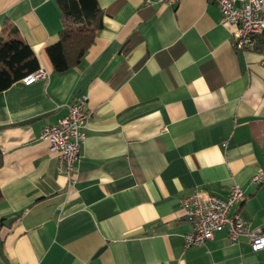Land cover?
<instances>
[{
  "label": "crops",
  "instance_id": "crops-1",
  "mask_svg": "<svg viewBox=\"0 0 264 264\" xmlns=\"http://www.w3.org/2000/svg\"><path fill=\"white\" fill-rule=\"evenodd\" d=\"M98 0L104 12L82 64L57 72L47 47L58 0H0L45 76L0 92V264H264L227 228L185 247L182 199L226 198L264 230V68L233 45L212 0ZM88 96L90 121L73 176L40 135ZM3 221V223L1 222Z\"/></svg>",
  "mask_w": 264,
  "mask_h": 264
},
{
  "label": "built area",
  "instance_id": "built-area-1",
  "mask_svg": "<svg viewBox=\"0 0 264 264\" xmlns=\"http://www.w3.org/2000/svg\"><path fill=\"white\" fill-rule=\"evenodd\" d=\"M217 3L221 22L234 25L233 45L241 52L259 51L264 68V0H212ZM146 4L171 2L173 0H145ZM45 72L38 70L23 79L32 84ZM88 96L81 95L68 105V114L57 123L43 128L40 137L49 143L50 152L59 159V172L73 176L76 164L81 158V150L86 140L85 129L90 121ZM264 181L260 169L251 179L252 184ZM244 198L243 188L232 186L226 198L202 190H194L185 196L182 207L192 224L185 234V247L201 246L213 240L215 232L227 228L231 244H237L242 237L249 240L253 252L264 250V230L253 228L243 216L234 211Z\"/></svg>",
  "mask_w": 264,
  "mask_h": 264
},
{
  "label": "trees",
  "instance_id": "trees-1",
  "mask_svg": "<svg viewBox=\"0 0 264 264\" xmlns=\"http://www.w3.org/2000/svg\"><path fill=\"white\" fill-rule=\"evenodd\" d=\"M62 30L55 44L47 47L54 70L79 67L97 32L103 27L104 12L98 0H58ZM37 56L21 38L16 27L6 22L0 33V92L39 70ZM3 154L0 151V168ZM3 196L0 192V200ZM3 223V221H1Z\"/></svg>",
  "mask_w": 264,
  "mask_h": 264
}]
</instances>
